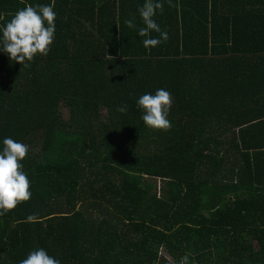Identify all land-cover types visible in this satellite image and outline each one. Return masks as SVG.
<instances>
[{
  "label": "trees",
  "instance_id": "trees-1",
  "mask_svg": "<svg viewBox=\"0 0 264 264\" xmlns=\"http://www.w3.org/2000/svg\"><path fill=\"white\" fill-rule=\"evenodd\" d=\"M144 2L0 0V23L56 13L47 55L0 50V148L29 146L32 193L0 215V264L37 248L60 264H264V0H163L151 49ZM161 88L167 131L137 105Z\"/></svg>",
  "mask_w": 264,
  "mask_h": 264
},
{
  "label": "clouds",
  "instance_id": "clouds-1",
  "mask_svg": "<svg viewBox=\"0 0 264 264\" xmlns=\"http://www.w3.org/2000/svg\"><path fill=\"white\" fill-rule=\"evenodd\" d=\"M24 0H21L23 3ZM169 7L174 6L172 0H167ZM164 10L163 0H145L138 9L144 27L138 30V35L144 37L142 43L146 49L155 48L162 41H167V31H162L154 17ZM10 19L0 23V50L7 53L10 60L20 65L28 66L37 55H47L55 38L56 13L53 7L44 4H26L14 14H8ZM5 17L0 15V21ZM125 25L132 29L136 27L134 19H126ZM151 32L159 34L158 38L150 36ZM173 104L171 93L163 88L155 94L146 93L139 97L137 105L143 110L142 120L145 126L154 130H170L168 119ZM117 111L125 113L127 106H120ZM29 146L13 138H5L0 148V215H6L19 204L31 199L30 180L23 171L22 161L27 157ZM38 214L27 216L28 222H36ZM189 255L185 254L180 264H189ZM19 264H60L59 260L50 256L43 248L31 251Z\"/></svg>",
  "mask_w": 264,
  "mask_h": 264
}]
</instances>
